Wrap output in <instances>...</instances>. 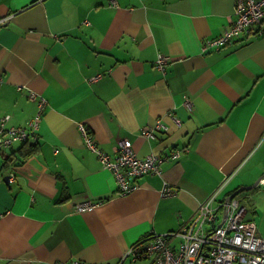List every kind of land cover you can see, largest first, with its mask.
I'll return each mask as SVG.
<instances>
[{
	"label": "crops",
	"instance_id": "0c3cea01",
	"mask_svg": "<svg viewBox=\"0 0 264 264\" xmlns=\"http://www.w3.org/2000/svg\"><path fill=\"white\" fill-rule=\"evenodd\" d=\"M235 2L0 0V117L26 128L39 113L29 93L47 100L37 148L0 151V264H142L130 249L179 231L214 193L264 186V22L204 50ZM158 122L167 131L143 138ZM80 124L113 157L130 141L140 158H181L122 196Z\"/></svg>",
	"mask_w": 264,
	"mask_h": 264
},
{
	"label": "built area",
	"instance_id": "2783aa9c",
	"mask_svg": "<svg viewBox=\"0 0 264 264\" xmlns=\"http://www.w3.org/2000/svg\"><path fill=\"white\" fill-rule=\"evenodd\" d=\"M235 6L236 19L219 37L207 41L204 50H219L244 40L264 22V0H236ZM168 65L169 57L160 54L156 69L165 73ZM29 94V98L39 104L37 117L26 128L8 126L11 117H0V151L9 150L17 142L36 139L47 100L36 93ZM79 128L84 145L98 157L104 169L113 173L122 196L138 190L141 178L163 175L165 162L181 158L179 151L140 158L130 141H123L113 157L100 148L86 125L80 124ZM159 130L167 131V127L158 122L154 128H144L142 137L152 138ZM172 194L170 187L164 188V196ZM217 197L218 192L206 200L194 218L179 231L154 236L144 246L136 245L130 249L129 257L133 261L149 259L150 264H264V238L259 236L257 225L246 220L248 211L240 199L221 201ZM93 206L87 203L80 210ZM56 264L90 263L72 261Z\"/></svg>",
	"mask_w": 264,
	"mask_h": 264
},
{
	"label": "rangeland",
	"instance_id": "374dc122",
	"mask_svg": "<svg viewBox=\"0 0 264 264\" xmlns=\"http://www.w3.org/2000/svg\"><path fill=\"white\" fill-rule=\"evenodd\" d=\"M238 197L242 201V206L249 212L247 219L256 222L258 233L264 238V186L244 191ZM140 262L149 264L150 260L145 259Z\"/></svg>",
	"mask_w": 264,
	"mask_h": 264
},
{
	"label": "trees",
	"instance_id": "16d2710c",
	"mask_svg": "<svg viewBox=\"0 0 264 264\" xmlns=\"http://www.w3.org/2000/svg\"><path fill=\"white\" fill-rule=\"evenodd\" d=\"M33 140H28L26 142H24L22 149L27 148L28 147V152L32 151L34 148H37L38 146V140L31 142ZM139 245V244H138Z\"/></svg>",
	"mask_w": 264,
	"mask_h": 264
},
{
	"label": "water",
	"instance_id": "95a60500",
	"mask_svg": "<svg viewBox=\"0 0 264 264\" xmlns=\"http://www.w3.org/2000/svg\"><path fill=\"white\" fill-rule=\"evenodd\" d=\"M6 181L9 182V178H6ZM259 181H260V180H258L257 183H256L254 186H252L251 188H249V189H247V190H250V189H253V188L257 187V186L259 185ZM238 193H239V192H238ZM227 200H230V197H229ZM225 219H226V218H225ZM221 225H222V223L220 224V226H221Z\"/></svg>",
	"mask_w": 264,
	"mask_h": 264
},
{
	"label": "bare ground",
	"instance_id": "6f19581e",
	"mask_svg": "<svg viewBox=\"0 0 264 264\" xmlns=\"http://www.w3.org/2000/svg\"><path fill=\"white\" fill-rule=\"evenodd\" d=\"M154 237V236H152ZM152 237H148L147 239H145L143 242L139 243V246H144L148 243V241L152 238ZM138 245V244H137Z\"/></svg>",
	"mask_w": 264,
	"mask_h": 264
}]
</instances>
